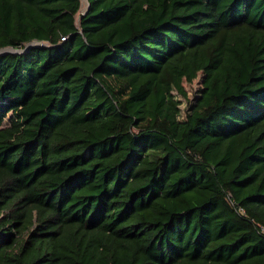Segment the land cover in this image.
Listing matches in <instances>:
<instances>
[{
    "label": "trees",
    "instance_id": "trees-1",
    "mask_svg": "<svg viewBox=\"0 0 264 264\" xmlns=\"http://www.w3.org/2000/svg\"><path fill=\"white\" fill-rule=\"evenodd\" d=\"M88 2L0 0V264H264V0Z\"/></svg>",
    "mask_w": 264,
    "mask_h": 264
},
{
    "label": "rangeland",
    "instance_id": "rangeland-1",
    "mask_svg": "<svg viewBox=\"0 0 264 264\" xmlns=\"http://www.w3.org/2000/svg\"><path fill=\"white\" fill-rule=\"evenodd\" d=\"M86 6H87V1L86 0H81L80 11L76 15L77 23L79 21L81 12L86 8ZM201 76H202V74H199V76L192 82L184 81V86H185V89H186V91L188 93V99L184 98L183 96H180V95L178 96V98L182 101L180 107L183 110V116L186 115L187 109L190 106L192 98H194V95H196V93L198 92L199 88L202 87V84H201V82H202L201 78L202 77Z\"/></svg>",
    "mask_w": 264,
    "mask_h": 264
},
{
    "label": "water",
    "instance_id": "water-1",
    "mask_svg": "<svg viewBox=\"0 0 264 264\" xmlns=\"http://www.w3.org/2000/svg\"><path fill=\"white\" fill-rule=\"evenodd\" d=\"M87 1V6H86V8L81 12V14H80V17H82L85 13H86V11H87V9H88V7H89V2H88V0H86ZM30 47V45H28V47L27 48H29ZM20 50H17V49H15V48H13V50H8V48H4V49H0V52H19Z\"/></svg>",
    "mask_w": 264,
    "mask_h": 264
}]
</instances>
